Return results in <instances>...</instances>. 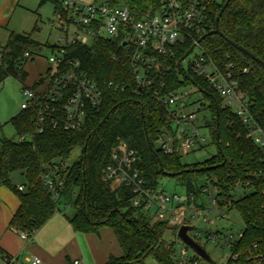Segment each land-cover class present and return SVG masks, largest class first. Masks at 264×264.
<instances>
[{
	"label": "trees",
	"instance_id": "1",
	"mask_svg": "<svg viewBox=\"0 0 264 264\" xmlns=\"http://www.w3.org/2000/svg\"><path fill=\"white\" fill-rule=\"evenodd\" d=\"M47 1L54 3L55 13L61 12L57 0H42V3ZM202 2L207 6L208 21L214 30L227 0ZM109 3L114 7L127 6L139 18L145 12L155 11L161 0H109ZM218 28L223 37L211 35L201 44L213 59L218 61L229 54L231 59L226 62L234 63L237 70L248 69V73L239 76V88L247 92L250 114L264 130V68L226 41L264 61V0H230L220 16ZM192 46L188 42L173 48L174 57L166 59L170 72L164 80L170 90L191 85L190 79L199 88L208 106L200 100L198 111L210 113L205 126L211 131V144L217 149L214 156L203 163L185 165L179 154L165 155L158 150L155 143L165 126V110L151 89L137 84L127 51L118 48L116 41L103 38L91 45H76L70 49L68 58L78 60L84 74L99 85L104 105L77 132L48 129L40 134L36 113L32 110L22 111L12 120L17 136L28 135L30 139L18 142L0 137V187L9 188L20 202L8 229L32 237L55 215L61 201L53 199L43 176L49 167L65 162L80 148L79 158L66 172L60 173L64 183L60 200L76 210L67 218L73 230L95 235L103 228L111 230L121 255H111L104 264H146L149 257L158 264H175L176 243L164 240L165 232L171 228L163 222L149 221L133 208L130 189L124 186L111 189L101 180L102 170L111 162L112 149L118 140H123L137 152L135 167L149 189H158L163 177L175 178L186 196H194L199 206L202 184L211 181L217 185L220 206L238 211L244 224L243 238L233 249L240 256L226 264H251L247 249L254 245L264 249V151L247 138L248 130L240 118L224 105V100L204 79L188 76V80H180L178 64ZM2 47L0 84L10 76L24 84L27 76L23 70L27 62L24 55L31 54L32 49L39 51L43 45L12 33ZM38 87V82L31 86L33 90ZM14 174H23L24 190L20 191L12 183ZM238 184L242 188L250 184V192L235 199ZM6 256L0 248L1 259L8 263Z\"/></svg>",
	"mask_w": 264,
	"mask_h": 264
},
{
	"label": "built area",
	"instance_id": "2",
	"mask_svg": "<svg viewBox=\"0 0 264 264\" xmlns=\"http://www.w3.org/2000/svg\"><path fill=\"white\" fill-rule=\"evenodd\" d=\"M57 1L61 6V12L54 13L58 19L57 28L62 35L58 39L59 44L43 45L38 51L41 53L46 48L50 49L48 60L53 69L49 70L47 77L39 78L38 83L43 79V83H39L41 87L33 90L23 85L22 89L25 102L21 104V110H32L36 113L38 133H44L48 129L80 131L89 122L92 114L101 110L104 105L102 90L94 80L84 74L80 62L69 59L68 55L70 49L76 45H91L96 39L103 38L116 41L118 48L127 51L137 84L140 88L151 89L155 100L165 110V126L156 140V148L165 155L179 154L181 157L188 156L195 150H203L208 142L201 130L208 129L205 126L207 120L205 117L202 119L201 127L195 124L201 114L195 109L199 100H193L195 93L188 90L189 86H193L199 92V88L190 79L191 85L170 90L169 83L164 80L170 72L166 59L174 57L173 48L190 42L193 44L191 53L196 49L199 53L189 64L187 71L183 66L181 70L178 69L180 80L184 82L188 80V76L204 79L224 100V105L240 118L248 130L247 138L264 151V130L250 114L247 92L239 88V76L248 73V69L237 70L234 63L226 62L231 59L229 54L218 61L213 59L201 44L200 37L213 29L208 21L207 6L202 0H161L155 11L145 12L139 18L127 6H111L109 0H102L101 3ZM2 48L0 45V54ZM31 57L30 53L24 55L27 60ZM29 139L28 135H20L17 141ZM211 141L210 137V143ZM110 158L111 162L102 170L101 180L111 189L121 186L130 189L133 193V208L149 221L166 223L175 230V264H201L202 258L193 249L195 255L190 256L177 236L179 229L183 226L189 227L193 218H201L206 224L207 242L223 240L231 252L229 260L236 261L239 258V253L233 249L243 238V231L237 234V238L233 234H226L225 230L211 231L216 221L225 217L221 212H229L226 206H220L217 185H213L211 181L202 184L197 206L194 196L182 197L176 193L147 188L135 167L137 152L125 141L116 142ZM68 167L66 161L58 162L49 167L43 176L46 187L56 201L62 202L60 189L64 183L60 173L66 172ZM249 185L242 188L238 184L236 192L248 189ZM19 190H24V187L19 186ZM203 197L208 198L211 209L204 207L201 202ZM64 206L72 207L66 203ZM190 212H193L192 216H189ZM213 213L216 218L211 217ZM19 236L22 240L31 238L25 232H19ZM201 237L202 234L196 232L194 238H190L196 242V238ZM246 255L251 264H264V249L260 246L254 245L247 249ZM5 263L19 264L16 258H9V262ZM41 263L37 257L31 259V264ZM72 264L85 262L83 258H76Z\"/></svg>",
	"mask_w": 264,
	"mask_h": 264
},
{
	"label": "rangeland",
	"instance_id": "3",
	"mask_svg": "<svg viewBox=\"0 0 264 264\" xmlns=\"http://www.w3.org/2000/svg\"><path fill=\"white\" fill-rule=\"evenodd\" d=\"M77 1L101 3L102 0ZM54 13L55 5L51 1L42 3V0H0V45H4L12 33L29 37L39 45L59 44L58 39L62 35L57 28L58 19ZM50 53L51 51L48 48L44 49L41 53H38L37 48L32 49V57L27 60L23 69L27 74L25 83L23 84L17 78L10 76L0 84V137L18 139L16 127L12 120L22 112L20 106L25 102V97L22 94L23 85L31 87L38 82L40 77L48 76L49 70L53 69V65L48 60ZM198 53L197 49L194 50L182 62L185 71L188 70L189 64ZM188 90L195 93L192 98L193 100H202L205 106H208V102L203 100L202 94L197 92L193 86H189ZM199 108L198 103L195 109L199 110ZM204 117L206 119L210 118L209 111H202L195 124L201 127ZM201 131L208 142L206 149L195 150L188 156H183V164L203 163L217 153L216 146L210 143L211 132L208 129H202ZM80 155L81 149L76 148L70 158L66 160L67 165H72ZM12 183L19 186L23 185L25 181L20 175L14 174L12 176ZM158 189L170 194L176 193L182 197L186 195L184 188L175 178H161ZM4 192L12 196L13 202H16L18 198L9 188L0 187L1 207L3 205L11 207L12 201L9 203L8 198L7 203H2L5 201ZM249 192L250 190L248 189H240L236 192L235 198L239 199L243 193ZM201 202L207 210L211 209L207 197H203ZM75 211L74 207L66 208L62 202L59 203L55 215L29 240H22L24 247H29V249H26V253L24 251L25 255L22 257V260H24L25 256L31 254V250L48 253L51 257L50 261L47 262L49 264H72L75 258H83L86 264H99L104 263V257L107 253L114 256L121 255V249L117 245L110 229L103 228L98 236L75 232L67 219L68 217H72ZM1 212L2 209H0V225L2 226ZM221 214L225 217L217 220L216 225L211 228V231L225 230L226 234H233L237 238V234L244 229L239 212L234 209L229 212L222 211ZM192 215L193 212H190L189 216ZM211 217L216 218V214L213 213ZM189 228L188 234L192 238H194L196 232L202 234L200 239L196 238V242L206 251L212 260V263H208L202 259L201 264H226L228 262L231 257L229 247L224 244L223 240H216L215 242L206 241L205 233L208 228L201 218L191 219ZM4 232L2 233L4 234ZM174 238V230L169 229L165 232L164 240L173 241ZM181 246L187 248L190 256L195 255V252L185 244L182 243ZM146 264L158 263L153 257H149L146 260Z\"/></svg>",
	"mask_w": 264,
	"mask_h": 264
},
{
	"label": "crops",
	"instance_id": "4",
	"mask_svg": "<svg viewBox=\"0 0 264 264\" xmlns=\"http://www.w3.org/2000/svg\"><path fill=\"white\" fill-rule=\"evenodd\" d=\"M21 177H23V176H21ZM19 186H23V185L21 184ZM3 196L5 197V201H3L2 203H4V202L7 203L8 202L7 198H8L9 203L12 201V206L8 207L7 205H3L1 207V204H0V209H2V212H1V215H2L1 224H2V226L0 225V248L4 251L5 255H7L9 258H16L18 260L19 264H31V259L33 257L39 258L42 262L41 264H49L47 262L50 261L51 257L48 253H46L44 251L38 252V251L31 250V254L29 253L30 255L25 256L24 260H22V257L26 253V249H29V247L28 246L26 248L24 247V242L22 241V239L19 238L20 236H19V233L17 231L8 230V225H9L12 217L17 212L19 205H20V202H19V199L16 200V202H13L12 196L5 194V192H4ZM64 204L65 203H63V205ZM4 207H5V209H3ZM70 208H72V207H70ZM69 225H70V223H69ZM4 229H5V232H4ZM2 232H4V234ZM113 237H114V235H113ZM114 239H115V237H114ZM24 251H25V253H24ZM110 256L111 255L109 253L106 254V256L104 257V263L109 259ZM5 261L6 260L1 259V257H0V264H6ZM84 262H85V260H84ZM104 263H99V264H104ZM85 264H86V262H85Z\"/></svg>",
	"mask_w": 264,
	"mask_h": 264
},
{
	"label": "water",
	"instance_id": "5",
	"mask_svg": "<svg viewBox=\"0 0 264 264\" xmlns=\"http://www.w3.org/2000/svg\"><path fill=\"white\" fill-rule=\"evenodd\" d=\"M230 2V0H227V2L225 3L222 11L220 12L219 16L216 19V27L214 30L210 31L209 33H207L204 37L201 38V40H203L205 37L211 36V35H218L220 37H223V34L220 32L219 28H218V22L220 19V16L222 15L224 9L226 8L227 4ZM226 41L233 46L234 48H236L237 50H239L240 52H242L243 54H245L246 56H248L249 58H251L252 60H254L260 67L264 68V61H262L261 59L257 58L255 55H253L250 51H248L247 49L233 43L230 40ZM192 49H190L188 52H186V54L184 55V57L182 58L181 62L184 61L189 54L191 53ZM181 62H179L178 64V69L181 70ZM40 84L43 83V79H40L39 81ZM218 115V112H217ZM218 147H219V143H218ZM21 176H23V174H21ZM190 230V228L188 226H183L179 229L177 236L178 238L188 247H190L191 249H193L198 256H200L203 260H205L208 263H212V260L210 259V256L206 253V251L199 245L197 244L193 239H191L188 235L187 232Z\"/></svg>",
	"mask_w": 264,
	"mask_h": 264
}]
</instances>
